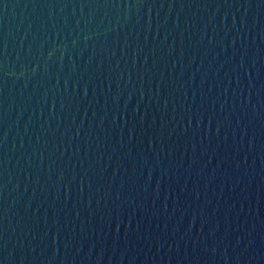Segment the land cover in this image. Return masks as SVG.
Instances as JSON below:
<instances>
[{
    "label": "water",
    "instance_id": "obj_1",
    "mask_svg": "<svg viewBox=\"0 0 264 264\" xmlns=\"http://www.w3.org/2000/svg\"><path fill=\"white\" fill-rule=\"evenodd\" d=\"M0 264H264V0H0Z\"/></svg>",
    "mask_w": 264,
    "mask_h": 264
}]
</instances>
